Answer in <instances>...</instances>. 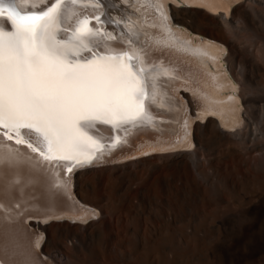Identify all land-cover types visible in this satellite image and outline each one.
<instances>
[{
  "label": "bare ground",
  "instance_id": "obj_1",
  "mask_svg": "<svg viewBox=\"0 0 264 264\" xmlns=\"http://www.w3.org/2000/svg\"><path fill=\"white\" fill-rule=\"evenodd\" d=\"M240 1L10 0L13 13L20 9L28 14L20 20L7 12L0 16V125L7 131L0 133V264H74L71 260L90 255L94 240L103 250L112 249L124 242L119 239L124 233L140 248L141 258L158 263L152 243L159 230L152 220L140 219L142 203L153 193L165 205L160 208L157 201L154 210L168 225L175 215L172 201L191 185L195 197L203 193L219 201L223 187L234 179L251 172L254 177L256 172L264 175L262 164L253 162L252 149L243 147L250 111L257 103L244 99L247 85L233 71L232 41L216 34L211 37L223 45L194 37L170 21L171 16L209 35ZM95 27L100 31L92 30ZM25 140L34 148L15 143ZM105 141L110 143L95 153ZM224 141L223 149H213ZM100 158L116 161L92 166ZM228 158L235 163L229 171ZM68 159L80 163L66 173ZM238 204L241 209L234 214L248 221L234 229L226 227L222 213L215 220L212 212L218 224L204 233L207 244L196 247L203 264H243L256 257L260 261L250 264H264V227L256 229L258 219L264 218V202L257 197L244 207ZM83 205L97 208L98 218ZM143 223L149 227L146 239L138 229ZM185 228L176 229L179 236L184 234L183 241ZM164 234L161 239L169 240L168 227ZM168 246L165 252L176 256L168 253L162 262L183 264L179 247Z\"/></svg>",
  "mask_w": 264,
  "mask_h": 264
},
{
  "label": "rangeland",
  "instance_id": "obj_2",
  "mask_svg": "<svg viewBox=\"0 0 264 264\" xmlns=\"http://www.w3.org/2000/svg\"><path fill=\"white\" fill-rule=\"evenodd\" d=\"M250 2V3H249ZM236 11H235V13H234V15H233V22H234V24H233V27H231V28H221V29H217V30H215L214 32L216 33V36L218 37V38H220V39H222V37H223V39H230V42L232 41V43H233V45H234V47H235V55H234V57H233V59L232 60H234V61H232V66H233V71L234 72H236L237 73V75L238 76H240V77H242V78H244L245 79V81H246V87H244L245 88V91H247V92H245V93H247V95L249 94V96H248V98H247V95H246V97L244 98L245 100H250L251 99V101H254V102H256L257 104H254V106L251 108V111H250V113H251V115H250V119H248V127H246L245 128V132H244V134H243V142H245L244 144H243V147H244V149H252V151H251V157L253 158V162L255 161V160H257V161H259L260 162V164H262V169H263V171H264V0H241L237 5H236ZM66 10V9H65ZM93 14H95L94 12H93ZM101 14H103V13H101ZM194 14H197V13H194ZM199 15V14H198ZM199 19H201V18H199ZM203 20H205V19H201V21H203ZM205 24H208V22L207 21H203ZM236 26V27H235ZM212 28V27H211ZM238 28V29H237ZM235 29H237V30H235ZM92 30H94L95 32H99L100 31V29L99 28H94V29H92ZM237 31V32H236ZM237 46V47H236ZM237 49V50H236ZM233 62H234V65H233ZM235 68V69H234ZM150 83V82H149ZM152 92V91H151ZM152 94V93H151ZM151 94H150V96H151ZM149 96V97H150ZM148 102V101H147ZM244 104V103H243ZM259 114V115H258ZM250 125V126H249ZM104 138H105V140H106V137L105 136H103ZM252 137V138H251ZM245 138V139H244ZM247 138V139H246ZM249 139V140H248ZM105 142H107V141H105ZM225 142V143H224ZM224 142H218L217 144L218 145H216V143H215V147L216 148H213V149H215V150H217V149H223L226 145H227V142L226 141H224ZM108 143H110V142H108ZM107 143V144H108ZM249 143V144H248ZM252 143V144H251ZM195 144V143H194ZM250 144H251V146H250ZM254 144V145H253ZM212 147H214V144H212L211 145ZM248 146V147H247ZM253 146H254V148H253ZM256 146V147H255ZM195 146L193 145V148H194ZM107 151V150H106ZM106 151H104V152H102L105 156H107V157H110L111 156V154L110 153H107ZM103 159H99V162H97V163H95V164H93L92 166H96V167H102V166H106V165H111V162H115V161H110V162H103L102 161ZM227 160V159H226ZM118 162H120V161H118ZM226 163V166H227V168H228V171L230 170V168L232 169V167L233 166H235V163L234 162H232V161H230V158H228V161H226L225 162ZM228 163V164H227ZM231 164V165H230ZM230 167V168H229ZM227 171V172H228ZM254 172H251L250 174L252 175ZM257 174L256 175H260L261 176V179H260V177H254V174L251 176V175H248V176H250V177H252V179L250 178V177H245V179H242V180H238V179H234V183L232 182L231 184H229V185H227V186H225V187H223V195H226V196H223L222 195V198H221V200H214V199H211V198H207V196H206V194H203V193H201V194H198V196H194L191 192H192V190H193V192H194V189L193 188H195V186L193 185H191L190 187H189V190L187 191L186 190V192H184L183 191V193L182 194H178V195H176V198H174L175 200H173L172 202V212H174V218L172 219V222H171V224H168V225H166V222L164 221L165 219L162 217V215H158L157 213H156V211L154 210V207H155V205H157V201H158V203H159V207L161 208V207H165V205H164V203L163 202H160L161 200L160 199H158L157 198V195H155V198H153V196H154V193H153V196L152 197H150V198H148L147 200H146V202L145 203H142V206H141V208H140V210H142V217H140V219L144 222L145 220H149V221H151L150 223H152L153 222V226L155 227V229L158 231L157 233H158V235L156 234V237L155 238H157L152 244H153V246H154V248H156V251H157V254L159 253V255H161V254H163V255H161V256H159V255H157L158 256V258H157V260H159L158 261V263H157V261H152V264H161V262H162V260L164 259V256L166 257V260H168V258L170 257H174V255L176 256V253H174V254H171L170 255V252L169 251H167V252H165L166 251V249L165 248H167V246H168V244L170 243H172L171 245L172 246H170V244H169V246L168 247H171V248H174V246H175V248L177 247H179L178 249H176V251L178 252V254L177 255H179V257L181 256V258L182 259H184L186 262H187V264H193L194 262V264H203L202 263V261H201V255H200V250H197L196 249V247H203V245H205V244H207V240H205L204 241V239H202L203 237H204V233L207 231V232H210L211 230H212V228L214 229L215 227H214V225H215V223L218 221H215L214 222V220H213V218H215V220H216V217H217V219H219L220 218V216H221V213H222V217H224V218H227V222H226V227L227 228H233V227H236L237 226V224L239 223V222H247L248 220H246V217H244V216H240V214L239 215H237V214H234V213H236V210H238V209H241L240 208V204H238V203H243V204H241V206L242 207H244L245 205L244 204H246V203H250V201H255V200H257V197H261L262 198V200H263V202H264V196H261L262 194L264 195V193H263V191H264V181H263V177H264V175L263 174H261V173H258V172H256ZM249 174V173H248ZM263 175V176H262ZM254 178V179H253ZM258 179V181H256V183L257 182H259V180H260V184H256L255 183V180H257ZM251 179V180H250ZM249 180V181H248ZM246 183L245 185L243 184L244 182ZM247 181V182H246ZM261 181H262V183H261ZM240 182V183H239ZM243 182V183H242ZM254 183V185H251L250 183ZM242 183V184H241ZM252 183V184H253ZM233 184V185H232ZM236 185H237V187H238V190L236 189ZM241 185H243V187L245 186V188L244 189H246L245 191H244V189L242 188L241 189V187L240 186ZM247 185H250V186H252V189H251V187H247ZM234 189H232V188ZM257 189H256V188ZM262 187V188H261ZM225 188L227 189V190H225ZM262 189V190H260V189ZM233 191L232 192V195H231V192L230 191ZM240 190H242V192H240ZM250 190V191H249ZM256 190H258V191H256ZM158 191V190H157ZM243 191L245 192V193H243ZM256 193V195L254 194V192ZM261 191H262V194H261ZM187 192H189V193H187ZM226 192V193H225ZM247 192H248V194H247ZM186 193V194H185ZM230 193V194H229ZM243 193V194H242ZM250 193V194H249ZM252 193H253V195H252ZM259 193V194H258ZM184 194V195H183ZM239 194L241 195V196H243L242 198H241V196H240V198H239ZM244 194H246L248 197H246V195H244ZM188 195V197H186V196ZM191 195V196H190ZM238 195V196H237ZM254 195H255V197H254ZM180 197V199H179V197ZM206 196V197H205ZM234 196V197H233ZM246 198H245V197ZM190 197V199H188ZM236 197V198H235ZM152 198V199H151ZM183 198V199H182ZM187 198V199H186ZM192 198V199H191ZM238 198H239V202L238 201H234V200H238ZM179 199V200H178ZM195 199V200H194ZM200 199V200H199ZM210 201H209V200ZM224 199V200H223ZM231 199H233V200H231ZM254 199V200H253ZM150 200V201H149ZM180 200H185L184 202L183 201H180ZM189 200V201H188ZM212 200H214V202L212 201ZM151 201H154L155 203L153 204V202H151ZM177 201V205H176V202ZM208 201V202H207ZM217 201V202H216ZM221 201V202H220ZM226 201V202H225ZM242 201H244V202H242ZM182 202H183V204H182ZM190 202V203H189ZM212 202V203H211ZM220 202V203H219ZM235 202H238L237 203V205H239L238 206V208H236L237 207V205H236V207H235V205H232V204H236ZM218 203V204H217ZM227 203V204H226ZM229 203V204H228ZM231 203V204H230ZM174 204V205H173ZM201 204H202V206H204L203 208H202V206H201ZM145 205V206H144ZM148 205V206H147ZM150 205V206H149ZM152 205V206H151ZM154 205V206H153ZM180 205L182 206V207H180ZM188 205V206H187ZM228 205V206H227ZM84 207H86L87 206V208H89V209H91V210H94V211H96L97 212V217H96V219L98 218V216H99V211H98V209L97 208H95V207H93V206H91V205H83ZM216 206H218V207H216ZM233 208H232V207ZM145 207V208H144ZM178 207V208H177ZM189 207V208H188ZM216 207V208H215ZM148 208V209H147ZM205 208V209H204ZM213 208L216 210H213ZM219 208H221V212L220 213H218L220 210H219ZM236 208V209H235ZM151 209V210H150ZM184 209V210H183ZM189 209L191 210V212L189 211ZM203 209V210H202ZM222 209H223V211H224V209H225V211H224V213H223V211H222ZM230 209H232L231 211H230ZM179 210H182V213H180L181 211H179ZM193 210V211H192ZM198 210H199V212H198ZM207 210V211H206ZM229 212H228V211ZM234 210V211H233ZM129 211V210H128ZM152 211L153 212H155V213H152ZM187 211V212H186ZM203 211V212H202ZM204 211H205V213H204ZM214 211V215L215 216H213L212 215V212ZM127 212V211H126ZM135 212L136 211H133V215L135 216ZM149 212H150V214H149ZM160 212V211H159ZM179 212V213H178ZM232 212V213H231ZM146 213V214H145ZM204 213V214H203ZM207 213H208V215H207ZM226 213V214H225ZM149 214V215H148ZM152 214V215H151ZM153 214H155L156 215V217H161V220H162V222H161V220L160 219H158L159 221H157V219L155 218V215L153 216ZM201 214V215H200ZM203 214V215H202ZM210 214H211V218H209L210 217ZM231 214H233V215H231ZM147 215H148V218H147ZM217 215V216H216ZM218 215H220V216H218ZM237 215V216H236ZM150 216V217H149ZM199 216V217H198ZM212 216H213V218H212ZM234 216H235V218H234ZM237 217L239 218V219H237ZM242 217V218H241ZM244 217V218H243ZM144 218V219H143ZM209 218V219H208ZM229 218V219H228ZM231 218V219H230ZM206 219V220H205ZM236 219V220H235ZM245 219V220H244ZM130 220V219H129ZM128 220V222H130ZM157 222H156V221ZM173 220H174V222H173ZM212 220H213V222H212ZM226 220V219H225ZM238 220V221H237ZM243 220V221H242ZM70 221H73V220H70ZM75 221V220H74ZM148 221V222H149ZM164 221V222H163ZM209 221V222H208ZM146 222V221H145ZM156 222V223H155ZM198 222V223H197ZM212 222V223H211ZM236 222V223H235ZM203 223V224H202ZM208 223H209V225H208ZM210 223L212 224V225H210ZM129 224V223H128ZM158 224V225H157ZM159 224H160V226H159ZM205 224H207L206 226L207 227H209L208 228V230H207V227L205 226ZM218 223H216V225H217ZM262 224V225H261ZM125 225V224H124ZM156 225V226H155ZM164 225V226H163ZM187 225V226H186ZM193 225V226H192ZM228 225V226H227ZM232 225V226H231ZM166 226V227H165ZM170 226V227H169ZM183 227V228H185L184 229V232L187 230L188 231V233L187 232H185L186 233V235H187V238H183L185 241H183L180 237H181V235H184V234H181L180 236H179V233L177 232V230L180 228V227ZM197 226V227H196ZM264 227V218H261V219H258V221H257V223H256V229H258V228H261V227ZM143 227V228H142ZM145 227V228H144ZM164 227V228H163ZM167 227L169 228V240H165V239H161V237H163L162 235H164V236H166L165 234H164V230L165 229H167ZM175 229H174V228ZM188 227V228H187ZM192 227V228H191ZM195 227V228H194ZM201 227H203V229L204 228H206L205 230H203V229H200ZM178 228V229H177ZM194 228V229H193ZM139 234H140V236L141 237H144V239H146L148 236H149V227H147V225H145L144 226V223H143V225H141L139 228ZM177 229V230H176ZM234 229V228H233ZM143 230H144V232H143ZM163 230V231H162ZM196 230V231H195ZM203 230V231H202ZM176 231V232H175ZM195 231V232H194ZM145 232H147V233H145ZM161 232V233H160ZM163 232V233H162ZM193 232V233H192ZM189 233H191V234H193L192 236H193V238L191 237V236H188V234ZM199 235H198V234ZM125 234V233H124ZM123 234V236H124V238H123V236H121L119 239H121L122 240V242H123V240H124V242L121 244V245H118V246H116L115 247V245L112 247V249L110 248V249H105V250H103L104 248H103V246H102V244H101V242L100 241H98V240H94L93 242H92V244H91V248L92 249H94V250H92V249H90L89 251H88V254L90 253V255H87V252L84 254V256L82 255L81 257H79V258H77L78 260V262L76 261V259H73V260H71L72 262H74V264H82V262H86L87 264L89 263V264H93L94 263V261H95V263L94 264H101L102 263V261L106 264V262L108 263V264H149L150 263V261H149V259H146V258H141V256H142V251L141 250H138V249H140V248H138V247H133V245L130 243V242H128L130 239L128 238L129 237V235L127 236V234H125L124 235ZM142 234V235H141ZM203 234V236L202 237H200L201 235ZM145 235V236H144ZM194 235H198L199 236V238L197 237V236H195L194 237ZM162 240H160L158 237ZM179 236V237H178ZM126 237L128 238V240H125L126 239ZM191 237V238H190ZM190 238V239H189ZM195 238H196V240H197V238H198V240L197 241H195ZM154 239V238H153ZM170 239L173 241H170ZM181 239V240H180ZM192 239H194V240H192ZM164 240L166 241V243H167V245H166V243L164 242ZM162 243V244H160V247H159V243L160 242ZM188 241V242H187ZM193 241H195L194 243H193ZM248 240H245L244 242H242L243 244L244 243H246ZM181 242V243H180ZM99 243V245H97ZM128 243V244H127ZM158 243V244H157ZM164 243V244H163ZM185 243H187V244H185ZM205 243V244H204ZM94 244V246H92ZM97 246H96V245ZM189 244H191V245H189ZM101 245V248L99 249V246ZM112 245V244H111ZM129 245V246H128ZM163 245H165V246H163ZM186 245V246H185ZM188 245V246H187ZM197 245V246H196ZM123 246V247H122ZM131 246V247H130ZM182 248H181V247ZM117 247L120 249H117ZM122 247V248H121ZM130 247V248H129ZM95 248H96V250H95ZM123 248H125V249H123ZM129 250H128V249ZM160 248H162V249H160ZM164 248V249H163ZM188 248H191V249H188ZM118 252V251H121L122 250V252H124V253H122L121 254V252L119 253H117L115 250ZM193 249H196V250H194L193 251ZM99 250V251H98ZM103 250V252H105L104 254H102V252L101 251ZM110 250V251H109ZM124 250V251H123ZM159 250V251H158ZM162 250H163V252H162ZM174 251H175V249H173ZM188 250V251H187ZM96 251H97V253H96ZM106 251H108V252H106ZM126 251H128V252H126ZM141 251V252H140ZM160 251L162 252L161 254H160ZM175 251V252H176ZM98 252H99V254H98ZM113 252H114V255H112L113 254ZM118 254H116V253ZM192 252V253H191ZM101 253V254H100ZM126 253V254H125ZM131 253V254H130ZM168 253H169V255H168ZM190 253V254H189ZM197 253H199V254H197ZM94 254V255H93ZM97 254V255H96ZM116 254V255H115ZM120 254H121V256H122V258H121V256H120ZM165 254V255H164ZM188 254H189V256H188ZM192 254V257L190 256ZM102 255H104V256H102ZM137 255H138V257H137ZM90 256V257H89ZM95 256V257H94ZM103 258H102V257ZM106 256V257H105ZM109 256V257H108ZM112 256H113V258H112ZM114 256H115V258H114ZM118 256H119V258H118ZM137 258H136V257ZM140 256V257H139ZM167 256H169L168 258H167ZM83 257H84V259H83ZM124 257V258H123ZM163 257V259H161ZM85 258H87V260L85 259ZM188 258V259H187ZM198 258V259H197ZM83 261H82V260ZM111 259V260H110ZM118 259V260H117ZM138 259H140V260H138ZM105 260V261H104ZM144 260V261H143ZM161 260V261H160ZM165 260V261H166ZM191 260V261H190ZM82 261V262H81ZM91 261V262H90ZM100 261V262H99ZM112 261H114V262H112ZM149 261V262H148ZM165 261H163L162 263L164 264V262ZM183 262V264H185L186 262ZM260 261V259L258 258V257H256V258H254V259H245L244 260V262H242L243 264H250L251 262H259ZM80 262V263H79ZM85 262L83 263V264H85ZM110 262V263H109ZM116 262V263H115ZM154 262V263H153ZM103 263V264H104ZM207 262H204V264H206ZM151 264V263H150ZM179 264H181V263H179Z\"/></svg>",
  "mask_w": 264,
  "mask_h": 264
},
{
  "label": "water",
  "instance_id": "obj_3",
  "mask_svg": "<svg viewBox=\"0 0 264 264\" xmlns=\"http://www.w3.org/2000/svg\"><path fill=\"white\" fill-rule=\"evenodd\" d=\"M9 4H10V0H0V12H2V14H0V16H4V13L5 12H8L7 14H9V16L11 15L13 18H16L17 20H19L20 18L23 17L22 15H25V14H22V12H20V10L18 8H17L18 9L17 10L18 13H16V14L13 13V11L10 8ZM179 6L181 7L182 5L180 4ZM194 8L199 9V10H202V8H200V7H194ZM236 9H237L236 8V5H234V6L231 7L230 12H229V15L227 16V18L224 21L219 22V25L217 26L218 29H221V28H231V27H233V24H234V22H233V15H234ZM213 16H215V15H213ZM215 18H217V17L215 16ZM170 21H171V24L173 26L180 27V28L186 30L188 33H190L194 37H200V38L206 39L208 41H215V42L219 43L220 45H223V43H221V42H219V41H217V40H215V39H213L211 37V36H215L216 33L214 31L211 32V33L208 32L209 35H202V34H199L198 31H194L191 27H188L187 25L182 24L180 22H176L174 20V18H172L171 16H170ZM191 25L196 26V23H193L192 22ZM91 54L93 56H95V55L100 54V53L99 52H93V51H91ZM128 58H129V60H132V61L134 60V58H131V57H128ZM181 91H184V90L181 89ZM23 128H24V126L23 127H20V129H23ZM5 131L6 130L3 129L2 126L0 125V133H4ZM10 133L12 134V136H14V133L12 131H10ZM8 140L12 141L11 138H8ZM15 143L16 144H21V145L28 144L29 147L34 148L33 144L31 142H29L28 140H25L23 143H21V142H19V143L15 142ZM71 160H73V159H68L69 162H72ZM89 161L90 160H88V162ZM78 163H80V162H74L72 169L70 171L67 170V173L68 172H71L73 170L74 166L76 164H78ZM28 220L29 221H34V218H29ZM43 239H44V234H43ZM42 255H44V254H42ZM44 256H46V255H44Z\"/></svg>",
  "mask_w": 264,
  "mask_h": 264
}]
</instances>
